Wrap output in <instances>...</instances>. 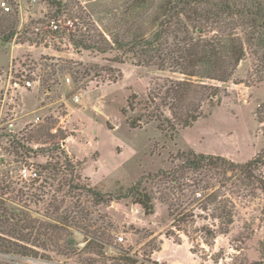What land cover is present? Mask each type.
I'll use <instances>...</instances> for the list:
<instances>
[{
	"label": "rangeland",
	"instance_id": "rangeland-1",
	"mask_svg": "<svg viewBox=\"0 0 264 264\" xmlns=\"http://www.w3.org/2000/svg\"><path fill=\"white\" fill-rule=\"evenodd\" d=\"M61 1L62 11L56 12L48 0H0L1 11L18 28L11 42L0 41V158L5 161L0 199L7 207L0 210V230L11 229L14 216L39 226L57 223L65 227L54 235L57 247L64 248L72 231L82 248L86 237L72 217L88 216L97 226L109 227L111 245L139 256L142 264L260 261L264 51L254 38L264 33L263 24L246 21L235 29L247 54L231 77L220 81L182 73L171 67L173 62L166 69L121 62L122 50H78L72 33L102 40L100 33H119L122 11L135 17L151 9L137 7L136 0ZM53 20L60 25L58 32L50 26ZM28 25L38 40L17 42ZM5 31L0 25V33ZM193 33L195 38L202 34ZM81 62L97 64L99 72L79 82L67 70L58 81L48 76L52 64L82 70ZM26 74L40 77V84L15 90L12 81ZM44 78L49 82L43 83ZM199 154L249 167H234L224 175L221 161L209 158L211 165L201 162L195 168L188 159ZM33 172L37 177H30ZM135 184L150 195L153 213L146 214L130 196ZM90 188L103 200L97 201ZM220 202L232 210L233 222L222 220ZM12 206L21 211L11 214ZM66 214L68 222L58 221ZM123 234L125 240L118 243ZM37 251L36 257L0 252V264H76L58 256L47 260L43 248Z\"/></svg>",
	"mask_w": 264,
	"mask_h": 264
},
{
	"label": "trees",
	"instance_id": "trees-1",
	"mask_svg": "<svg viewBox=\"0 0 264 264\" xmlns=\"http://www.w3.org/2000/svg\"><path fill=\"white\" fill-rule=\"evenodd\" d=\"M48 1L57 6L56 12L62 11L63 4L61 0L56 4L55 0ZM136 2L137 7H147L148 5L151 12L144 15L138 11L136 16L133 17V15L128 16L126 10H124L121 12L120 23L122 27L120 26L118 34L111 31L107 34L100 33L102 40H99L95 36L87 37L82 32L80 35L72 33L71 40L73 44L78 50L84 48L103 53L115 49L122 50V54L118 57L121 62L129 59L138 65L158 66L160 69H166L167 64L173 62L174 64H171V67L180 68L182 73L199 78L226 81L247 54L245 43L241 40V37L235 35V29L240 25L245 26L246 21H251L253 23L261 22L263 25L260 27H263L264 31V2L261 0H136ZM127 9V11L133 10V6L131 9ZM235 18L238 19L235 20ZM0 21L1 27L6 29L3 34L0 33V41L4 44L9 43L18 34L17 22L14 21L11 15L8 16L3 13L1 9ZM222 24H224V28L221 27ZM58 30H53V32H58ZM194 31L196 33L202 32V34L195 38ZM208 32L211 33L207 35ZM31 33H35V30L32 31L28 25L22 32L23 36L19 35L17 42H34L38 40V37ZM47 33L49 31H44L43 35ZM107 35H109V38ZM254 39L256 45L264 51V33L262 35L259 33ZM80 64L83 65L82 70L63 63L58 66L52 64L53 69L48 76L50 79L53 76L58 81L59 74L67 70L74 76L75 82H79L92 72H99L97 71V64L84 65L82 62ZM43 80V83L49 82V79L44 78ZM54 84L55 82L48 83L49 86ZM209 158L212 159L213 157L199 154L196 159H188V163L195 168H199L201 162H208L209 165L214 162ZM213 159L221 161L222 174L224 175L234 171V167L241 170L249 167L248 164L238 166L221 156ZM4 164L5 161L0 158V165ZM138 184L141 185V182ZM138 184L130 189V196L134 197V201L144 208L146 214L153 213L154 207L150 195L141 192ZM4 189L2 188V190ZM89 190L97 197V201L103 200V195L99 191L91 188ZM215 200L216 198L213 199V201ZM3 201L0 199V210L6 212L5 208L7 207H5ZM218 208L222 210L223 215L221 218L224 222L228 224L233 222L232 210L229 209V206L220 202ZM10 210L11 214L17 215L21 208L12 206ZM69 217L70 215H63L58 221L68 222ZM12 219V228L7 231L0 230V232L14 238V240L0 235V252L36 257L40 255L37 251L40 247L45 250V254L42 253L41 256H44L47 260L52 256H58L61 259L71 260L76 264L137 263L135 258L127 255V252H123L118 256L106 254L112 238L108 230L109 227H103V223L97 226L98 221L91 222L88 216L85 220L78 219L75 215L72 217V221L76 222V226L84 232L86 237L87 242L82 248L77 246L78 240L75 239L72 231L68 232L69 238H67V244L64 248H58L53 238L65 227L63 228L57 223H41L39 226L33 224L32 221L28 222L29 220L24 223L25 218L22 219L18 216H14ZM20 241L29 243L31 247ZM259 250L262 258L252 264H264V243Z\"/></svg>",
	"mask_w": 264,
	"mask_h": 264
},
{
	"label": "built area",
	"instance_id": "built-area-1",
	"mask_svg": "<svg viewBox=\"0 0 264 264\" xmlns=\"http://www.w3.org/2000/svg\"><path fill=\"white\" fill-rule=\"evenodd\" d=\"M1 5L3 6V7H5L6 8V10H9V7L8 6H6V2L5 1H3L2 3H1ZM50 26H51V28H53V30H57V29H59L60 28V25L56 22V21H51V24H50ZM40 77H36V76H34V75H28V74H26V75H23V76H21V77H17L16 79H14L13 81H12V86H13V88L15 89V90H17V89H30V88H32V87H34L35 86V84H40ZM67 80L68 81H70V78H67ZM74 101H76V102H79L80 101V97L78 96V95H76L75 97H74ZM37 118V120H39L40 119V117L38 116V117H36ZM27 169L26 168H24L23 170H22V174L23 175H26L27 174V171H26ZM22 175V176H23ZM33 176H35V177H37V173L36 172H33V173H30V177H33ZM125 240V237H124V234L123 235H119L118 236V243H121V242H123ZM86 242L87 241H84L83 243H82V246H85V244H86ZM118 252H120V253H118ZM123 252H127V255H129V256H131V257H135L134 255H132V253H130V252H128V251H126L125 249H123L122 247H118V246H113V245H109V247H108V249H107V252H106V254H108V255H110V256H112V254L114 253V254H122ZM112 253V254H111ZM118 256V255H117ZM136 259H137V263L136 264H142V263H140V259H139V256L138 257H135ZM159 260V259H158ZM154 264H158V263H154Z\"/></svg>",
	"mask_w": 264,
	"mask_h": 264
},
{
	"label": "water",
	"instance_id": "water-1",
	"mask_svg": "<svg viewBox=\"0 0 264 264\" xmlns=\"http://www.w3.org/2000/svg\"><path fill=\"white\" fill-rule=\"evenodd\" d=\"M98 111H100L102 114L110 117L109 111H106L104 109H101L100 107H96Z\"/></svg>",
	"mask_w": 264,
	"mask_h": 264
}]
</instances>
